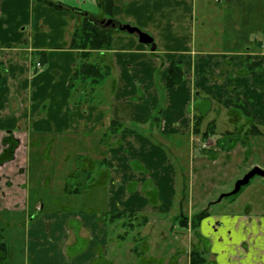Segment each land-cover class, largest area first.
Segmentation results:
<instances>
[{
  "label": "crops",
  "instance_id": "crops-1",
  "mask_svg": "<svg viewBox=\"0 0 264 264\" xmlns=\"http://www.w3.org/2000/svg\"><path fill=\"white\" fill-rule=\"evenodd\" d=\"M52 1L64 8L0 0V157L5 139L18 142L13 158L0 162V231L20 225L22 264H190L193 248L207 264H264L263 204L209 209L195 234L168 225L181 185L178 163L162 147L171 135L203 139L200 127L215 110L233 125L241 117L234 111L241 110L264 135V40L255 50L248 41L237 52L204 50L196 31L203 0H114L113 19L149 33L155 49L117 32L111 49L89 57L108 75L98 84L72 86L82 59L71 47L78 13L99 22L107 16L97 0ZM215 2L231 12L232 0ZM173 62L184 78L168 88ZM88 86L97 99L84 103ZM211 126L217 133L215 119ZM59 146L58 157L53 149ZM73 149L80 164L70 168ZM75 203L84 207L76 210ZM11 252L8 246L0 264H11Z\"/></svg>",
  "mask_w": 264,
  "mask_h": 264
},
{
  "label": "rangeland",
  "instance_id": "rangeland-1",
  "mask_svg": "<svg viewBox=\"0 0 264 264\" xmlns=\"http://www.w3.org/2000/svg\"><path fill=\"white\" fill-rule=\"evenodd\" d=\"M208 1H199L196 10L198 18L196 28L198 48L219 52H237L243 49V42L248 41L251 43L248 47L251 46L255 50V42L264 40V0H232L230 5L231 12L228 15L226 11L224 13V7L216 5L215 0H210L212 1L210 5L207 3ZM106 20L109 21V17H106L104 21ZM201 21L207 22L206 27H202L199 24ZM101 25L103 24L101 23ZM227 28L229 29L228 31H226ZM231 29L233 30L231 31ZM225 33L232 39L234 38L233 41L235 42L226 38L227 35ZM247 58L251 59V57ZM91 90L92 86H88L87 96L81 97L84 103L97 99L96 96L90 94L89 91ZM234 112L239 113L241 116L240 120H236L234 125L228 122V116L225 113L221 112L220 115V110L218 112L215 110L211 115L207 116L200 127L203 133H209V130H212L206 139L189 140L186 137L171 135L166 141L162 140L164 150L172 156L176 164L178 163V175L181 185L176 197L178 201L170 213L168 225L173 227V229L177 227V231L181 233H188L189 231L192 234L196 233L195 229L191 231V228L194 227L192 221L195 215H189V212L197 215L205 211L209 212V209L211 212L245 211L250 202L255 207L257 203L264 205V201H261L262 192L264 191V178L260 176L252 178L250 183L244 186L240 193L224 198L219 204L216 203L222 194L229 193L234 189L237 180L243 178L251 166H264L263 153L259 150L264 149V135H257L256 129L249 125L241 110H235ZM216 114H219V116ZM230 117L233 118L232 116ZM214 119L216 120L217 133L213 128H209ZM225 130H228V132L225 133ZM250 136L252 138H249ZM62 141L59 144L64 148V140ZM60 146L53 149L54 155L58 153V157ZM248 148L251 153L249 157ZM76 149L77 145L75 146ZM232 150H234V152H231L232 154L234 153L233 157L232 155H227ZM73 151L74 149L71 151L70 168V165L76 164L78 166L80 164L79 160L73 161L75 159ZM245 152L247 153L245 154ZM191 156L192 158L194 157V160ZM246 157L249 159L247 162L244 160ZM35 158V151H33L32 160H35ZM211 160L216 162L213 163ZM179 161L181 163L180 167ZM45 174V179L51 175L49 164H47ZM69 182L74 185L73 181L70 180ZM97 195H103V193ZM84 198L85 195L83 197L79 196L77 199L84 200ZM232 202H236V204L230 205ZM75 204L76 210L84 207L80 203ZM180 204L183 206L182 212ZM68 205L71 206L72 204L65 203V206ZM2 222L4 221L0 218V224ZM134 224L137 223L135 222ZM185 226L188 228L187 232L183 228ZM2 228L3 230L0 231V234L3 235V239L7 242L10 250H12L7 258L8 263L22 264L24 259L23 242L20 239L23 235L21 234L22 228L17 224L12 229H9L6 225L2 226ZM125 229L127 230V227ZM168 231L171 233L170 229ZM153 237L154 243L160 242L159 237ZM171 241L172 245H174L173 237Z\"/></svg>",
  "mask_w": 264,
  "mask_h": 264
},
{
  "label": "trees",
  "instance_id": "trees-1",
  "mask_svg": "<svg viewBox=\"0 0 264 264\" xmlns=\"http://www.w3.org/2000/svg\"><path fill=\"white\" fill-rule=\"evenodd\" d=\"M38 1L44 2L57 8H64L62 5L55 3L52 0ZM97 2L100 9L104 12L107 17H109V21H111V24L110 26H106L105 24L108 20L102 23L92 18V16L88 15L87 13H78L81 15L82 18L75 28L71 47L73 49L81 51L80 56L82 59L78 69L71 78L70 84L72 86L78 80L83 82L85 85H88L89 83L98 84L102 79H104L108 75V72L103 71L102 67H100L96 63L91 62V59H89V57L92 52L106 51L111 49L113 35L117 32H120L117 27L121 24L115 19H113L114 0H97ZM101 23L103 25H101ZM113 25L116 28H113ZM1 76L2 74L0 69V80ZM183 78L184 74L181 65L179 63L173 62L169 67V72L167 75V87L172 88L174 86H177L183 81ZM240 106L244 108L243 104H240ZM159 114L160 112L155 115V122L159 120ZM203 118L204 117L202 116L196 118V132L198 131V126ZM114 125L122 126L121 124L117 123H114ZM209 128L212 129L213 126L210 125ZM255 129L257 131V135L261 134V131L258 130L257 127H255ZM210 132L211 130H209V133L205 132L203 134V138L206 139L207 137H209ZM4 144H6L7 147L2 156L0 157V162L9 161L13 158L14 150L17 147L18 142L15 141L12 137H10L4 140ZM241 190L239 191V193L241 192ZM208 214L209 212L205 211L195 215L192 221L194 223L193 229L197 230L201 220H203ZM120 215L121 214H115L114 216L118 217ZM7 255L8 245L4 241L3 237L0 235V259L4 260ZM190 264H206V259L203 257L200 251L193 249L191 252Z\"/></svg>",
  "mask_w": 264,
  "mask_h": 264
},
{
  "label": "water",
  "instance_id": "water-1",
  "mask_svg": "<svg viewBox=\"0 0 264 264\" xmlns=\"http://www.w3.org/2000/svg\"><path fill=\"white\" fill-rule=\"evenodd\" d=\"M110 24H111V21L106 22V26H110ZM113 28H116V27L113 25ZM117 28L121 32L137 36L140 43L145 44V45H151L152 49L153 50L155 49L154 38L149 33L144 32L138 27L132 26L130 24L119 25ZM256 176H260L264 178V170L258 166L252 168L249 172H247V174H245L243 178L237 180V182L234 185V189L229 193L222 194L219 197L218 201H216V203L217 204L221 203L224 198H227V197H230V196H233L239 193V191L244 186L248 185L251 179Z\"/></svg>",
  "mask_w": 264,
  "mask_h": 264
},
{
  "label": "built area",
  "instance_id": "built-area-1",
  "mask_svg": "<svg viewBox=\"0 0 264 264\" xmlns=\"http://www.w3.org/2000/svg\"><path fill=\"white\" fill-rule=\"evenodd\" d=\"M38 66L40 67L41 65H40V64H38Z\"/></svg>",
  "mask_w": 264,
  "mask_h": 264
}]
</instances>
